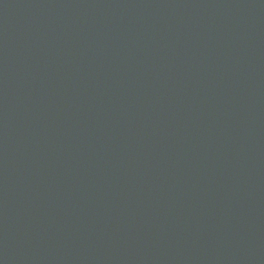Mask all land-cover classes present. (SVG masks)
Returning a JSON list of instances; mask_svg holds the SVG:
<instances>
[{
  "label": "water",
  "instance_id": "95a60500",
  "mask_svg": "<svg viewBox=\"0 0 264 264\" xmlns=\"http://www.w3.org/2000/svg\"><path fill=\"white\" fill-rule=\"evenodd\" d=\"M0 264H264V0H0Z\"/></svg>",
  "mask_w": 264,
  "mask_h": 264
}]
</instances>
